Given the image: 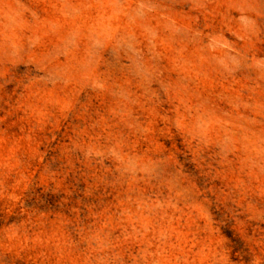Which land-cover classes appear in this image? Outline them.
I'll use <instances>...</instances> for the list:
<instances>
[{
    "label": "rangeland",
    "instance_id": "374dc122",
    "mask_svg": "<svg viewBox=\"0 0 264 264\" xmlns=\"http://www.w3.org/2000/svg\"><path fill=\"white\" fill-rule=\"evenodd\" d=\"M0 264H264V0H0Z\"/></svg>",
    "mask_w": 264,
    "mask_h": 264
}]
</instances>
